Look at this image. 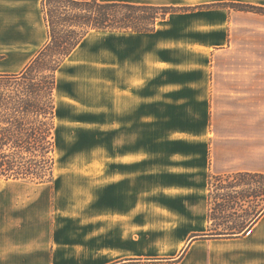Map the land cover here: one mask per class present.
I'll return each mask as SVG.
<instances>
[{
  "label": "crops",
  "instance_id": "crops-1",
  "mask_svg": "<svg viewBox=\"0 0 264 264\" xmlns=\"http://www.w3.org/2000/svg\"><path fill=\"white\" fill-rule=\"evenodd\" d=\"M99 1L196 10L66 59L54 180L0 177V264H264V15L217 6L264 0ZM41 2L0 0V73L46 43Z\"/></svg>",
  "mask_w": 264,
  "mask_h": 264
},
{
  "label": "trees",
  "instance_id": "trees-1",
  "mask_svg": "<svg viewBox=\"0 0 264 264\" xmlns=\"http://www.w3.org/2000/svg\"><path fill=\"white\" fill-rule=\"evenodd\" d=\"M217 6L264 15V7L252 4ZM41 7L46 43L21 72L0 73V177L7 181L54 180L57 72L88 34L150 33L170 14L196 10L99 0H42ZM260 179L263 182L264 175ZM214 181L221 178L212 177L210 187Z\"/></svg>",
  "mask_w": 264,
  "mask_h": 264
},
{
  "label": "rangeland",
  "instance_id": "rangeland-1",
  "mask_svg": "<svg viewBox=\"0 0 264 264\" xmlns=\"http://www.w3.org/2000/svg\"><path fill=\"white\" fill-rule=\"evenodd\" d=\"M244 4H250V3H244ZM252 5H254V4H252ZM257 6H260V5H257ZM262 7H264V6H262ZM252 13V12H251ZM158 22H160V21H158ZM43 33L45 34L46 33V29H45V27L43 28ZM252 36H253V34H252ZM254 37H256L257 38V35L256 34H254ZM263 39H264V35H262L261 36ZM262 39V40H263ZM46 39L44 38V41H45ZM43 41V42H44ZM38 48L39 47H31V48H29L28 49V51L26 50L25 52L23 51V50H21V51H19V52H21L22 53V55H25V57H27V58H31V56H33V55H35V53L37 52V50H38ZM26 53V54H25ZM6 58L8 57V55L7 56H5ZM2 59H3V56H0V63H4V64H6V63H8L7 61V59H5V60H3L2 61ZM12 61H15V58H12ZM55 157H56V155H54ZM216 182L217 181H214V185L216 184Z\"/></svg>",
  "mask_w": 264,
  "mask_h": 264
}]
</instances>
